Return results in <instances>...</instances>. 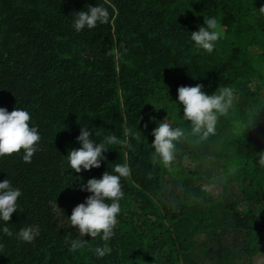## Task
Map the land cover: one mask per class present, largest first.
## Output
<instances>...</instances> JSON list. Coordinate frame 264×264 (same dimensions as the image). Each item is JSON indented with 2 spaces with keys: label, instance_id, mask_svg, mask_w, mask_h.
<instances>
[{
  "label": "trees",
  "instance_id": "16d2710c",
  "mask_svg": "<svg viewBox=\"0 0 264 264\" xmlns=\"http://www.w3.org/2000/svg\"><path fill=\"white\" fill-rule=\"evenodd\" d=\"M263 1L0 0V108L29 112L41 137L31 163L23 151L0 157V182L9 179L22 193L11 220L0 219V264H183L185 204L168 193L163 176L171 168L181 180L196 177L194 168L209 158L224 162L241 201L224 206L228 230L241 236L237 248L211 230L219 236L216 264H231L226 250L250 259L264 254V167L258 163L264 103L250 88L253 78L264 84ZM97 5L107 8L109 23L77 32L75 13ZM205 17L216 18L222 33L211 53L191 40ZM196 85L207 95L219 87L237 91L244 128L231 133L236 118L220 116L207 140L185 134L183 149L175 142L173 167L165 166L152 147L153 131L181 105L178 89ZM187 122L174 119L172 127L185 130ZM81 127L96 143L110 135L122 142L106 145L100 168L75 173L67 156L82 146ZM125 163L131 173L120 179L124 195L114 236L81 237L69 218L92 195L81 186ZM28 226L39 230L31 243L18 237ZM75 239L88 243L72 252ZM105 245L106 255L97 256L95 249Z\"/></svg>",
  "mask_w": 264,
  "mask_h": 264
},
{
  "label": "clouds",
  "instance_id": "9594fccd",
  "mask_svg": "<svg viewBox=\"0 0 264 264\" xmlns=\"http://www.w3.org/2000/svg\"><path fill=\"white\" fill-rule=\"evenodd\" d=\"M259 12L264 14V7H261ZM75 16L74 28L79 32L86 26L88 29H93L98 23H109L110 14L107 8L97 5L75 13ZM221 35L217 19L205 17V26L191 32V40L198 48L211 53ZM178 100L183 105V118L191 122L190 134L198 137L199 142L216 134L218 118L227 115L233 107L234 93L230 87H219L215 94L207 95L203 91V85L181 86L178 89ZM30 121L29 112L23 109L15 108L9 112L7 109L0 108V157L12 156L23 151V160L31 163L41 137L38 129L30 125ZM185 134L182 128H173L167 118L153 131L155 139L152 147L165 166H171L174 162L175 142ZM91 137L92 132L89 128L81 127V134L77 140L82 146L71 150L67 156L68 163L75 173H80L82 169L100 168L101 161L105 159L103 153L108 151L106 145L122 142L115 135L105 137L100 143L94 142ZM258 163L264 167V153L259 154ZM113 171L116 174L105 172L102 178L89 179L86 185L81 186L82 191L92 195L86 199L85 203L76 206L69 217L71 226L78 230L81 237L91 236L94 239L102 234V240L108 241L115 234L117 216L121 211L120 200L124 195L120 179L128 177L131 169L126 163L115 164ZM21 195V191L13 188L9 179L0 182V219L4 222H9L13 213L17 212V201ZM2 231L7 236L12 235L8 226L3 227ZM38 235V228L31 226L22 227L18 233L19 239L26 243L33 242ZM87 243L84 239L72 240L70 251L75 252ZM2 247L0 245V248ZM107 251V245L95 249L99 257H104Z\"/></svg>",
  "mask_w": 264,
  "mask_h": 264
},
{
  "label": "rangeland",
  "instance_id": "374dc122",
  "mask_svg": "<svg viewBox=\"0 0 264 264\" xmlns=\"http://www.w3.org/2000/svg\"><path fill=\"white\" fill-rule=\"evenodd\" d=\"M260 7H264V1L260 5ZM250 88L252 89V91H255L256 93L259 94V96H260L259 100H260L261 104H263L264 103V84H263V82L259 81L256 78H253L252 82L250 84ZM204 92L206 93V91H204ZM233 93H234V102H233V107L229 110V114L232 115L233 117H235L236 119H235V122L233 124V130L230 132L235 133V134H240L244 128L242 122L240 120H238L239 109H240L239 104L241 102V99L239 98V93L237 91H233ZM211 95H213V94H211ZM246 109H247V111L248 110L250 111L253 108H251L249 106ZM183 117H184V110H183V105L181 104L175 109L173 116L171 118H168L167 121L173 126V120L174 119L185 120ZM190 128H191V123L187 122V124L184 127L186 134L190 135L191 138L193 140H195L194 138H198V137H194L190 134ZM216 131H217V127H216ZM177 146L181 149L185 148L186 147L185 140L183 138H181L179 141H177ZM187 163H189V162H187ZM170 167H173V166H170ZM167 171L168 172L166 173V175L167 174L168 175L166 176V179H165V186H166V189L168 190V193L173 195L175 201H180L181 204L182 203L185 204V202H187V200H189V199L183 193L184 188L182 187V184L180 185V183H178L176 187H173V184H171V183H173V181L171 180L173 178L171 176V174H173L174 170H171V168H168ZM193 172L199 175L200 180L205 181V184H203L200 188L201 194H199V195H197L196 193L193 194V198H198V199L201 198V200H199L200 206H205V205L210 206L211 202L216 203V200L219 198V196L221 197V195L219 194L220 188H225L226 190L228 189L231 193H233L232 192L233 190H235L237 192L238 184L236 182H234V183H236V185L235 184L231 185L232 183L229 181L228 176L224 172V162H222V161H218L215 158H209L208 161L201 163L198 166H196L194 168ZM184 180H181V181H184ZM169 181H170V184H169ZM194 201H196V200H194ZM85 202L86 201H83L81 203H85ZM230 202H233V201H230ZM240 202L241 201L239 200L238 203H240ZM196 203H198V202H196ZM235 203H237V202H235ZM241 205L243 207H246L245 204H241ZM226 215H228V222H230L231 221V215L227 212H226ZM228 222H227V225L230 224ZM181 225L182 226L180 227V229L183 227V220H182ZM228 227L226 225H224L222 228H220L219 230H216V231H220V233L222 234V241L226 247L229 246L231 249L237 248L238 247L237 245L241 242V236L237 233L230 232L228 230ZM225 228L227 230H223ZM180 229H179V231H180ZM211 230L209 231V234L203 235V236H198L199 237L198 240H195V238H194L188 243V247H190V246L191 247H190L188 254L185 256V259L183 260V264H209L212 261V259L205 260L204 257H200L199 253H202L204 251L207 253H211L212 255H215V258H217V255H216V250L218 248L217 237H219V236H216L214 234V232H212ZM192 241H195V242L193 243ZM186 242H187V240H186ZM202 243H207L208 247L203 248L201 245ZM263 244H264V242H263ZM210 247H212L215 252H213V251L209 252ZM199 257H200V260H199ZM214 264H216V263H214ZM236 264H249V260H247L244 263V262H242V257H240V258H238ZM258 264H264V258H262L261 262H259Z\"/></svg>",
  "mask_w": 264,
  "mask_h": 264
},
{
  "label": "crops",
  "instance_id": "0c3cea01",
  "mask_svg": "<svg viewBox=\"0 0 264 264\" xmlns=\"http://www.w3.org/2000/svg\"><path fill=\"white\" fill-rule=\"evenodd\" d=\"M168 175V174H167ZM166 173L163 176V182L165 186V179H166ZM170 175V174H169ZM173 177L171 180L173 181V187H176L178 183L180 185L182 184V187L184 188V195L188 197L189 200L185 202V208H184V217H183V227L180 229V232L183 234L185 239L187 240L185 246L187 249L190 250V247H188V243L195 238V240H198V236H203L209 234V231L212 230H219L224 225L227 227L230 225H227L228 222V215H226L224 205L229 203L230 201L233 202H239L240 200V187L239 184L237 186V192L233 190L231 193L228 189L220 188L219 198L216 200V203L211 202L210 206H200L198 198H193V194L196 193L197 195L201 194V186L205 184V181L200 180L199 175L196 174V177L192 178H186L184 181H181L179 178H177L175 175L171 174ZM170 184V181H169ZM236 183H232L233 185ZM166 188V186H165ZM228 191V192H227ZM196 200V201H194ZM238 200V201H237ZM198 202V203H196ZM222 204V205H221ZM221 205V206H220ZM230 218V217H229ZM207 221V222H206ZM231 222V221H230ZM228 222V223H230ZM264 242V238L262 240ZM193 243L195 241H192ZM262 242V245H264ZM202 250V249H201ZM210 252V251H209ZM200 257H204L205 260L212 259V261L209 264L217 263V258H215V255H212L211 253L202 252L199 253ZM227 254V255H226ZM199 257V260H200ZM242 257V262H246L249 260V264H258L261 262L262 258H264V254H258L253 259H250L247 255H245L242 251L236 250L234 252L230 250H226L224 254V258H227L231 261V264H236L238 258Z\"/></svg>",
  "mask_w": 264,
  "mask_h": 264
}]
</instances>
